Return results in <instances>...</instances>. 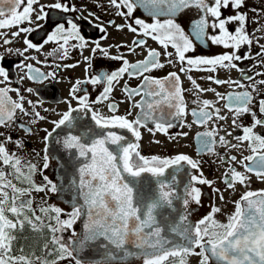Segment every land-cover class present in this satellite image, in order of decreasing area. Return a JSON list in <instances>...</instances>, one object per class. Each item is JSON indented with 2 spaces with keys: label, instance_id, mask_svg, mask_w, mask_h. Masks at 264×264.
Wrapping results in <instances>:
<instances>
[{
  "label": "snow or ice",
  "instance_id": "obj_1",
  "mask_svg": "<svg viewBox=\"0 0 264 264\" xmlns=\"http://www.w3.org/2000/svg\"><path fill=\"white\" fill-rule=\"evenodd\" d=\"M108 4L125 22L117 24L109 20L105 26L96 13L89 12L93 18L89 23L95 21L94 27L99 29L101 37L88 41L79 25V20L88 17L71 0H53L48 4L41 0H0L3 45L12 43L9 36L18 38L22 33L35 30L24 26L26 24L43 27L39 22L48 19L47 10L64 14L81 12L79 17L62 16L59 21L53 20L54 26L43 44L33 43L25 36V47L17 49V55L25 56L29 49L40 50L44 44L56 42L58 47L47 55L59 53L58 58L63 60L68 58L69 47L83 52L92 45L93 56L100 53L102 58L120 62L115 70L99 69L90 74L93 56H84L85 76L72 85L67 111L51 121L54 125L51 131L44 130L43 169L49 167L48 142L53 133L62 128L68 131L57 143L69 152L74 150L82 160L69 183V188L75 192L70 211L49 204L45 199L49 193L63 191V182L43 175L36 163L19 154L24 141L14 139L10 132L6 134V130L13 128L31 134V128L20 122L18 112L33 117L30 123L47 117L37 110L42 101L34 102L20 89L7 86L10 70L0 63V85H4L0 87V129L5 130L0 131V264H129L133 257L141 259L142 264H187L189 255L200 256V264H264V189L244 191L233 201L234 211L226 217V222L216 218L222 208L215 204L206 215L193 222L191 205L202 204V191L197 185L212 187L220 201L225 200L224 192L203 175L200 161L186 153L145 156L140 151L141 128H147L153 135L160 132L168 136L174 127L191 128L195 124L203 129L196 133L198 154L215 155L226 165L221 177L226 190L235 191L237 184L247 187L252 176L264 181V133L257 130L264 129V79L255 78L264 76V72L252 75L249 74L251 70L245 72L236 63L252 58L249 53L238 54L242 46L253 43L247 31V13L240 10L245 0H108ZM229 7L235 14L225 17L223 9ZM191 9L197 10L198 18L191 20L190 30L186 32L178 19ZM137 10L151 22L137 17ZM230 24L236 25L234 30L229 29ZM108 27L117 31L126 28L134 38L130 44L105 47L101 41L108 39ZM10 28L16 31H2ZM139 37L150 38L161 50L148 47L147 40ZM70 41L76 43L70 45ZM209 41L228 51L211 57L189 55L197 43L206 45ZM257 44L260 51L256 55L261 58L258 63L264 66V44L259 41ZM113 47L116 54L111 51ZM121 48H127V53L121 52ZM137 49H143L146 55L132 62L128 55L135 54ZM11 51L5 49V52ZM3 60L4 55L0 54V62ZM79 63L54 67L74 68ZM175 63L180 65L178 72L170 71L163 77L151 74L165 68L166 64ZM16 68L26 69L21 80L27 78L43 83L57 77L54 70L44 72L24 61ZM194 68L211 73L218 69H234L241 77L220 79L209 75L204 78L232 89L221 93L198 83L190 74ZM181 74L186 75L191 87L184 86ZM132 79H138L139 83L132 86L129 83ZM82 85L99 86L102 91L95 100H90L88 88ZM117 85H121L124 100L113 98ZM25 91L34 93L36 90L29 87ZM9 92H15L17 98L13 99ZM209 92L214 94L215 100L203 98ZM186 94L193 97L194 107H189ZM73 100L76 107L72 106ZM105 102L111 115L105 116L92 107ZM124 102H128L130 108L125 114H119V104ZM84 110L92 113L91 119L98 131L81 125L83 130L75 134L78 118L73 114ZM223 110L231 114L233 131L221 135L217 121L228 119V115L222 114ZM189 115L193 118L191 123L186 119ZM245 116H251L250 123L241 122ZM149 124L154 127H148ZM112 129L126 130L135 142H129ZM234 132L239 134L234 135ZM187 135L181 131L170 139L178 140ZM232 139L236 143H232ZM10 145H14L15 150ZM245 145L249 155H242ZM218 146L226 152L241 150V158L221 154ZM237 165L243 171L238 170ZM38 172L43 176L42 183L34 179ZM182 173L186 180L180 179ZM146 175L151 178L147 182ZM34 193L44 194L41 204H36ZM78 221H82L81 231L75 227ZM26 228L34 233H50L40 254L26 251L27 244L17 248L20 234Z\"/></svg>",
  "mask_w": 264,
  "mask_h": 264
},
{
  "label": "flooded vegetation",
  "instance_id": "obj_2",
  "mask_svg": "<svg viewBox=\"0 0 264 264\" xmlns=\"http://www.w3.org/2000/svg\"><path fill=\"white\" fill-rule=\"evenodd\" d=\"M53 2V0H41V3L48 4ZM71 3L75 4L77 8L81 9L84 16H87L88 19L79 20V25L81 27V34L88 41L99 40L101 37V33L98 28L94 27V23H89L90 20H93L92 17L89 16V12L96 13L101 20L107 26V21L114 20L117 24H123L125 21L123 18L117 16L115 14V9H113L109 4L108 0H71ZM243 12L247 13L248 23H247V31L250 33L253 43L247 46H242L239 53L243 56L245 53H249L251 55V59H244L241 61H237L236 63L240 68L244 69L245 72H249V74L255 75L257 72H264V66H261L258 61L261 59L256 55L257 52L260 51L257 41L259 44H264V0H245V6L240 9ZM49 12V17L46 21H40L43 25L41 28H36L35 24L32 25H24L30 26L35 30L31 33H22L18 38L8 37L12 40V43L8 45H3V39H0V54L4 55V60L0 63L3 64L4 67L10 70L9 81L7 86L10 88L20 89L22 94L26 96L28 99L36 101H42L41 104L37 106V110L41 113V115L47 117L46 120L36 121L35 123H30L32 119L31 116H24L19 112L17 115L20 118V122L24 123L28 127L31 128V134L20 130L19 128H13L10 130H6V134L10 132L14 139H22L24 141V147L20 150V155H22L26 160H30L32 163H36L38 167L43 171V175L49 176L55 182L60 183L61 181L64 184V190L59 194L49 193L47 202L52 205H56L61 207L65 211L71 210V204L73 203V197L75 196V192L69 188V183L71 179L76 175V169L79 167V163L82 162L73 150L69 152L65 150L60 143H57L58 138L62 137L68 131L66 128L58 129L53 136L50 138L48 142V154H49V167L47 169H43V155L45 153V141L44 136L47 129L51 131L54 125L51 123L53 120L59 119V114L67 111L68 103L67 101L70 99L69 92L72 88V85L75 83L77 79H83L85 76V62L83 60L84 56H93L91 52V46L84 49L81 52L78 48L69 47V55L66 59H59V53L55 55H47L48 53L53 52L54 49L58 47L56 42H49L48 44H44L43 48L40 50L29 49L27 53H25L26 57L29 59H25V56H19L16 54V50H23L25 45L23 44V39L27 36L33 43L43 44L44 40L47 38V34L52 30L54 26L52 21H59L62 16L65 18L68 16L79 17L81 12L64 14L59 12L58 10H47ZM235 12L230 7L227 9H223V15L226 17L228 15H234ZM137 17L144 18L147 22H151V19L144 15L141 10H137L135 13ZM198 18L197 10L191 9L186 10L184 14L179 16L178 22L181 23V26L185 28V31L190 30V22L191 20ZM35 19V17H33ZM235 24H230L229 29L234 30ZM2 31L12 32L16 31V28L4 29ZM109 36L107 40L101 41L102 45L107 47L109 45L115 46L120 44H130L134 38V34L129 32L126 28L122 31H117L114 27H108ZM147 40L148 47L157 48L161 50L159 44L150 38L139 37ZM76 43V41H70L69 44ZM11 49V53L5 52V49ZM113 54H116L115 47L111 49ZM121 52L127 53V48H121ZM172 51V49H169ZM227 49L222 46L214 45L210 41L207 42L206 45L196 44L193 52L189 53L190 56H215L219 55ZM146 55L143 49H137L136 53L133 55H128V59L132 62H135L138 59H143V56ZM31 57H35V59H31ZM163 59V58H162ZM21 61L24 63H32L34 66L41 68L42 71H56L57 77L56 79H49L44 81L43 83H37L27 78L21 80L20 77L24 75V71L19 68H16V65ZM37 61H41V63H37ZM77 61H80L79 65L74 68H60L56 69L54 65L56 64H75ZM120 66V62L113 61L107 58H102L100 53H96L92 59V67L90 69V74H95L97 70L103 69L106 71L115 70ZM180 65L175 63L174 65H167L163 69H158L151 73L157 77H163L170 71L179 70ZM198 83L202 84L204 87H213L216 88L217 91L221 93H226L231 91L232 89L228 85H216L213 84L206 79L205 77L209 75L218 76L220 79H240L241 73L238 70L234 69H218L217 72L211 73L208 71H200L195 68L190 73ZM181 78L183 84L186 88L191 87L190 82L187 80L185 74H181ZM256 80L264 79V76H256ZM125 79H128L125 77ZM247 84L248 81H242ZM123 81H121V84ZM132 86H135L139 83L138 79H132L129 81ZM4 85H0L3 87ZM32 87L36 91L34 93H28L25 91L27 88ZM81 87L88 88L90 93V100H95L96 96L99 95V92L102 91V88L97 86L93 88L92 85H82ZM82 94V93H81ZM9 95L12 96L13 99H16L15 92H9ZM113 98L116 101L124 100L125 96L121 89V85H117L114 92ZM206 99L215 100V96L213 93H205L204 97ZM186 99L189 101V107H194L195 105L191 104V100L193 97L190 94H186ZM72 106L76 107V101H71ZM223 102H221L222 104ZM27 107V105H26ZM95 110L99 111L101 114L107 116L111 115L107 102L101 104H95L92 106ZM130 108V104L128 102L119 104V114H125ZM136 110H133L135 114ZM222 114L228 115V119L226 121H217L220 125L221 131L220 134L223 135L225 131H233L230 127L231 125V114L227 113V110H223ZM78 118V127L74 130L75 134H79L83 129L80 127L81 125L85 128L96 129L94 121H92L91 116L92 113L84 110L77 111L73 114ZM187 121L191 123L192 117L189 115L186 117ZM251 121V116H245L242 118L241 122L244 124H248ZM148 127H154V125L149 124ZM113 131H117L119 134L124 135L129 142H135V138L131 136L126 130L123 129H112ZM264 133V129H257ZM0 131H5L0 129ZM187 132L188 135L186 137H180L178 140L170 139V136H175L179 132ZM203 131V129L195 124L192 125L191 128H180L174 127L169 130V135L166 136L163 133L156 132L155 135L149 132L147 128H141V140H140V151L142 155L151 156V155H160V156H168L174 155L178 152H183L191 156L193 159L200 161V169L203 172V175L215 182L214 187L220 188L221 191L224 192L225 200L220 201L219 197L214 193L212 187L208 185H197L201 188L202 191V204L197 206L192 204L191 207L194 210L191 215V220L195 222L200 219L202 216L206 215L210 211V207L212 204H215L217 207L222 208V212L218 213L216 218L221 222H226V217L234 211L233 201L239 199L240 195L244 191L252 190L257 191L260 189H264V181L257 179L255 176H252L250 184L246 187L244 185H236L235 191L226 190L225 185L221 179L223 172L225 170L226 165H223L218 160L217 156L209 155V154H198L199 148V140L196 137V133ZM234 135L239 134L237 132L233 133ZM231 139V138H229ZM159 141V143H156ZM232 143H236L234 139H232ZM10 148L15 150L14 145H10ZM218 151L224 155H236L238 159L241 158V150L233 149L231 152H226L224 148L218 146ZM250 153L246 150V145L244 150L242 151V155H249ZM238 170L243 171L242 168L237 165ZM195 171V170H191ZM199 174V173H197ZM35 181L37 183L43 182V176L38 172L35 177ZM151 178L147 175L144 177V180L147 182ZM180 179L186 180L187 177L184 173L181 174ZM147 186V185H146ZM36 204L39 205L42 203L43 193H34ZM179 207V204H177ZM77 231H81L82 229V221H78L75 225ZM67 237L68 233L64 234ZM50 233L45 231L44 233H34L31 229L26 228L23 233L20 234V239L17 243V248L21 245L27 244L29 247L26 251H33L37 254L43 250V244L46 242V237H49ZM197 252L199 249L196 250ZM187 264H200L201 257L198 255H189L187 258ZM67 264V262H65ZM129 264H142V260L138 258H130Z\"/></svg>",
  "mask_w": 264,
  "mask_h": 264
}]
</instances>
